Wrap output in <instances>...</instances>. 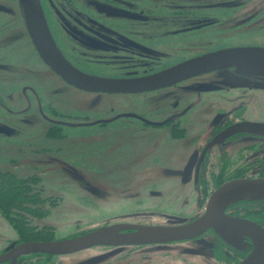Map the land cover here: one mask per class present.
<instances>
[{
	"label": "rangeland",
	"instance_id": "obj_1",
	"mask_svg": "<svg viewBox=\"0 0 264 264\" xmlns=\"http://www.w3.org/2000/svg\"><path fill=\"white\" fill-rule=\"evenodd\" d=\"M0 3V103L12 111L8 114L0 104V127L9 133L6 137L0 133V171H14L30 178L24 182L31 184L22 183L18 188L23 192L13 193L0 175V236L12 240L13 227L29 224L49 229L40 230V237H68L116 219L111 217L116 210L133 213L130 207L136 203L137 212L187 214L194 196L186 162L180 156L177 163L162 161L165 150L157 144L159 133L150 138L147 130L123 119L107 124L120 113H145L146 105L159 103L157 97L143 103L146 95L98 98L63 88L22 35L17 9L11 2ZM42 4L66 55L99 75L141 73L225 46H264V0H42ZM74 30L83 35L99 30L109 37H133L136 51L117 52L107 47L113 42L105 35L92 40ZM22 87L28 88L25 98ZM40 113L58 121L55 132ZM103 188L108 193L101 192ZM149 204L152 207H145ZM18 206L26 209L23 214L16 213ZM162 213L129 217L181 220ZM22 232L25 238L35 233ZM97 252L57 261L73 264Z\"/></svg>",
	"mask_w": 264,
	"mask_h": 264
},
{
	"label": "flooded vegetation",
	"instance_id": "obj_2",
	"mask_svg": "<svg viewBox=\"0 0 264 264\" xmlns=\"http://www.w3.org/2000/svg\"><path fill=\"white\" fill-rule=\"evenodd\" d=\"M0 1L11 2L17 9L22 35H26L37 60L45 66L63 88L98 98L111 96L134 98L146 95V98L142 100L143 103H150L153 98L157 97L156 100H159V103L146 105L147 111L145 113L140 111L120 113L117 114L116 119L107 124L123 119L130 122L134 127H139L141 131L147 130L146 133L149 134L150 138L155 132L159 133L157 144L161 146V150H165L162 161L169 163V160H175L176 156H180L186 162L188 185L194 196V205L187 214L178 215L151 210L137 212L136 209L139 207L136 208V205L139 204L136 203L130 207L135 210L133 213L124 214L119 213L121 209L116 210L114 211L116 212L115 215L111 216L116 219L97 226L80 229L83 231L58 239L40 237L38 235L40 230H49L45 227H32L29 224L25 227H13V230H16L14 239L4 240L0 236V264H62V262L57 261L58 258L71 257L88 251H98V254L85 257L77 261V264H239L252 250L253 246L250 238L242 235L225 240L214 231L213 227L204 229L203 232L190 239L168 243L94 245L91 248L67 256L43 253L14 255L15 248L22 243L71 239L101 229L109 228L118 230V234H132L136 233L137 230H145L146 228L185 226L204 214L211 195L222 185L237 180L264 179V89L256 85L230 87L225 82V73H233V70L227 69L193 76L170 86L139 93H103L79 90L62 81L39 58L26 32L18 2L14 0ZM39 1L51 37L62 56L78 71L101 79L137 80L162 72L184 61L219 50L235 47L264 48V46L259 45L225 46L203 51L189 58L141 73L136 72L126 75L94 74L80 68L66 55V51L60 46L52 33L42 0ZM98 31L93 30L91 33L97 34H84L85 36L79 34L80 32L78 33L76 30L73 33L80 35L81 38L89 37L92 40H99L97 36L105 34ZM105 37L113 42L107 44L109 49L114 47L117 52L130 53L136 51L135 38L133 37L128 38L126 35H115L113 37L105 35ZM74 40L81 41L77 37ZM27 92V87H22L20 90L23 98H25ZM30 94L32 93L30 92ZM0 104L8 114L12 113L4 103ZM155 110H158L159 113L156 114ZM41 116L46 122L52 124V131L55 132L58 128V124H56L58 121L51 120L42 114ZM0 133L3 137L9 134L5 128L1 127ZM167 146L171 147L168 149ZM156 158L154 156L151 159L155 160ZM177 161L180 160L177 159ZM10 165L15 166L14 164ZM0 175L2 181L10 184L13 193L14 191L23 192L22 189L18 188L22 183L31 185L24 182L26 178L20 177L17 173L8 169L0 171ZM26 180H30V178ZM101 192L108 193V190L103 188ZM150 192L155 197L159 196L158 192ZM33 197L29 199L34 200ZM11 202L14 203V200ZM138 202L140 203V201ZM144 206L140 208L152 207L150 204ZM19 209L16 213L23 214L22 211L25 208L20 207ZM152 212L162 213L168 215L167 217H176L181 220L169 223L166 218H161L159 221H143L132 220L133 218L129 217L130 214ZM223 215L226 219L248 221L264 229V199L239 200L226 206ZM16 217V219H21L19 215ZM32 218L35 219L36 217ZM22 230H32L36 235L34 233L30 238H25L22 236Z\"/></svg>",
	"mask_w": 264,
	"mask_h": 264
},
{
	"label": "water",
	"instance_id": "obj_3",
	"mask_svg": "<svg viewBox=\"0 0 264 264\" xmlns=\"http://www.w3.org/2000/svg\"><path fill=\"white\" fill-rule=\"evenodd\" d=\"M14 1L19 4L26 32L39 58L62 81L79 90L139 93L170 86L193 76L227 69H232L233 73H225V82L237 83L239 86L256 85L264 89V48L261 47L219 50L131 81L108 80L86 75L68 63L57 49L47 27L40 1ZM244 199H264V179L237 180L222 185L211 195L204 214L185 226L146 228L132 234H118V230L107 228L71 239L22 243L13 253L15 256L30 253L67 256L94 245L168 243L190 239L204 229L213 227L225 240L242 235L250 238L252 250L239 264H264V229L248 221L226 219L223 215L226 206Z\"/></svg>",
	"mask_w": 264,
	"mask_h": 264
},
{
	"label": "bare ground",
	"instance_id": "obj_4",
	"mask_svg": "<svg viewBox=\"0 0 264 264\" xmlns=\"http://www.w3.org/2000/svg\"><path fill=\"white\" fill-rule=\"evenodd\" d=\"M245 237V236H244Z\"/></svg>",
	"mask_w": 264,
	"mask_h": 264
}]
</instances>
